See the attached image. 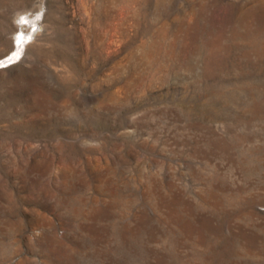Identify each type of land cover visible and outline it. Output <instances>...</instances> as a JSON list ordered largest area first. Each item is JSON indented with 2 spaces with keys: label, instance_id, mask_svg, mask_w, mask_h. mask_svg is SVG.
<instances>
[{
  "label": "rangeland",
  "instance_id": "374dc122",
  "mask_svg": "<svg viewBox=\"0 0 264 264\" xmlns=\"http://www.w3.org/2000/svg\"><path fill=\"white\" fill-rule=\"evenodd\" d=\"M0 264H264V0H0Z\"/></svg>",
  "mask_w": 264,
  "mask_h": 264
},
{
  "label": "bare ground",
  "instance_id": "6f19581e",
  "mask_svg": "<svg viewBox=\"0 0 264 264\" xmlns=\"http://www.w3.org/2000/svg\"><path fill=\"white\" fill-rule=\"evenodd\" d=\"M28 36V35H27ZM23 37H25V36H23ZM31 37V36H30ZM28 38V37H27ZM23 41V40H22ZM28 42V41H27ZM22 43H24V42H22ZM22 45V44H21ZM18 48H19V46H18ZM21 48V47H20ZM14 49V48H13ZM21 50V49H20Z\"/></svg>",
  "mask_w": 264,
  "mask_h": 264
}]
</instances>
